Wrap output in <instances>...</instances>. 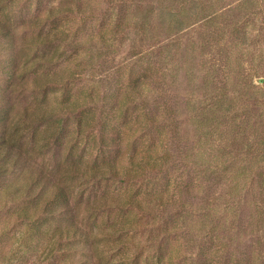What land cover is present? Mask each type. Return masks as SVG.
I'll use <instances>...</instances> for the list:
<instances>
[{
    "label": "rangeland",
    "instance_id": "1",
    "mask_svg": "<svg viewBox=\"0 0 264 264\" xmlns=\"http://www.w3.org/2000/svg\"><path fill=\"white\" fill-rule=\"evenodd\" d=\"M1 3L15 32L14 43L4 44L8 52H0V65L10 70L15 64L5 57L44 55V48L29 47L36 15L85 7L59 21L65 37L57 46L59 64L51 71L36 66L29 77L66 66L77 71L79 80L53 97L88 107L86 115L98 123L76 158L66 149L48 161L50 187L70 192L60 214L36 226L19 223L22 204L0 198V264H264V0ZM144 74L149 86L126 114L130 85ZM6 87L0 70V89ZM17 93L2 99L12 113L31 101ZM126 115L144 124L149 115L156 123L136 131L134 124L124 127ZM146 151L158 166L141 174L130 164L133 157L147 164ZM34 160L36 154L31 168L41 164ZM74 162L88 172H105L111 163L134 181L94 185L66 174ZM156 194L166 195L163 203L154 201ZM129 199L136 207L115 208ZM67 225L82 228L90 243L76 241L70 249L78 251L52 258L47 241L30 235L36 228L52 236Z\"/></svg>",
    "mask_w": 264,
    "mask_h": 264
},
{
    "label": "trees",
    "instance_id": "2",
    "mask_svg": "<svg viewBox=\"0 0 264 264\" xmlns=\"http://www.w3.org/2000/svg\"><path fill=\"white\" fill-rule=\"evenodd\" d=\"M0 5H2L0 6V52L7 53L8 47L4 44L12 45L14 43L15 32L12 19L8 16L7 7L3 6V3ZM75 8L83 10L85 7L83 5L76 7H73V5L59 6L50 9L45 15H36L30 21L29 24H32V30L36 32V37L31 38L29 47L35 51L44 48V55L34 56L31 60L26 56L22 60L11 57L7 59L5 57L6 61L9 60L15 64L12 70L7 65H0V70L7 76V87L0 89V198L8 203L22 204V209H19L16 213L19 223L23 222L36 226L41 220H48L50 217L60 214L61 208L67 206L70 202V192L59 184L55 187H50L48 184L49 175L46 173L48 161H52V159L59 156L62 150L65 151L66 149H68L69 159L76 158V152L80 148L81 142L85 138L90 139L92 136V133L88 131L90 127L93 131L97 130V119L94 120L93 116L90 118L86 115L89 110L88 107H83L75 102L68 105L67 101L63 102L57 97H53L59 90L66 89L72 82L79 80L77 71L66 66L53 75H50L49 72V75L39 74L36 70L33 72V78L29 77L30 71L35 69L36 66L37 69L43 67V65L49 66L47 71H51L52 67L59 64L57 61L62 57L58 56L57 46L65 42L59 21L61 18H68L73 15ZM106 36V33L102 34L103 41L106 40ZM51 49H53L52 53L47 54L46 51ZM42 70H45V68ZM149 78V75L144 74L133 79L130 92L123 103L127 110L126 114L131 110L130 106L136 102L138 97L143 95L146 87L149 86ZM8 92H18L17 95L20 94L18 96L29 97L31 99L30 104L22 110H17L18 113L14 111L12 113V107L7 108L2 104V99ZM149 118V115H145L144 124L140 119L129 118L126 115L124 127L130 128V125L134 124V126H137L136 131H146L149 126L148 122L156 123L154 120L155 123H153ZM105 126L104 124V128ZM104 128L101 129V132H104ZM71 132H74V136L72 140H69ZM98 136H100V145H104L103 134L100 135L99 133ZM116 140H120V133ZM151 143L156 149V142L153 137ZM146 152L149 156L147 164L143 166L136 163L135 157H133L130 164L141 174L158 166L157 162L150 163L152 156L149 151ZM33 154L38 156V160H34V164L41 163V166L30 167ZM74 163L75 165L66 174L82 177L86 181L94 183V185L110 180L134 181L129 171L121 173L111 163L108 164L109 167L105 172L102 171L101 167L93 168L89 172L84 171L76 165V162ZM15 177L17 178L16 181L14 180ZM165 196V194L153 195L154 201L163 203ZM132 201L129 199L124 205L121 202H115V208L121 209L125 205L136 207ZM29 205H33L32 210ZM105 206H108V209L112 208L111 205ZM33 234L40 238V241H47V249L52 258L58 252L64 254L78 251L70 249L76 241L90 243L89 234L74 225L58 228L52 236L49 235L48 237H44L42 229L31 228L30 235ZM23 238L26 240L25 236ZM64 244H67L65 249L62 248Z\"/></svg>",
    "mask_w": 264,
    "mask_h": 264
}]
</instances>
